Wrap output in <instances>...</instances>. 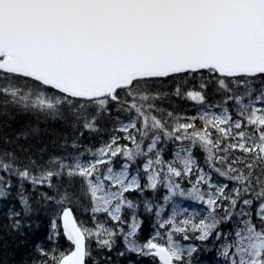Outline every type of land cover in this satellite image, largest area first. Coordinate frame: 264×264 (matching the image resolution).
<instances>
[{"label": "snow or ice", "instance_id": "6c2138e0", "mask_svg": "<svg viewBox=\"0 0 264 264\" xmlns=\"http://www.w3.org/2000/svg\"><path fill=\"white\" fill-rule=\"evenodd\" d=\"M10 109L73 130L43 163L0 148V201L15 188L20 205L5 227L49 218L50 246L29 264H110L117 239L121 257L194 264L200 248L175 238L189 232L221 264H264V0H0ZM85 132L107 138L82 145ZM177 196L200 213L178 220L188 209L173 204L165 217Z\"/></svg>", "mask_w": 264, "mask_h": 264}, {"label": "trees", "instance_id": "16d2710c", "mask_svg": "<svg viewBox=\"0 0 264 264\" xmlns=\"http://www.w3.org/2000/svg\"><path fill=\"white\" fill-rule=\"evenodd\" d=\"M209 99H212L211 95H209ZM173 100L182 108L187 109L189 114L195 113L192 102L183 101L175 97H173ZM26 130L34 131H30L27 139H17ZM72 138L73 130L67 126L64 120H54L42 114L31 111L23 112L16 109H10V115H0V148L14 151L20 157L32 156L39 163H43L49 156L60 154L64 150L61 146L65 140H68L70 145ZM106 138L107 133L89 134L85 132L84 136L80 137V143L87 146H97ZM5 139L11 142L5 143ZM68 151H72V149L68 147ZM197 155L199 156L200 154L197 153ZM12 191V199L0 201V264H29L31 259L36 256L34 248L38 243L43 244L45 247L50 246L47 240L49 218L43 209H39V214L33 215L29 219L31 227H24L19 232L7 229L5 227L8 224L6 213L9 205L15 207L16 210L20 208L19 203L15 199L16 189L13 188ZM159 195H162L161 191ZM34 207L38 208L39 206L34 205ZM144 220L145 223L140 234V239L142 240L152 230L153 217L144 216ZM188 235L190 236L188 241H184L182 236L179 235L175 238L183 243H193L200 248V251L194 254V264H221L215 250L211 248V241L202 244L195 238V233L189 232ZM61 244H65L63 239H61ZM92 247L95 249L94 242H92ZM123 250V243L117 239L116 248L112 253H108L111 256L110 264H142L145 262V257H137L135 253H126L123 257L118 256L117 252ZM93 254L94 256H100L103 253L94 251ZM146 262L149 261L147 260ZM149 263H152L151 260ZM101 264H105V262L101 261Z\"/></svg>", "mask_w": 264, "mask_h": 264}, {"label": "rangeland", "instance_id": "374dc122", "mask_svg": "<svg viewBox=\"0 0 264 264\" xmlns=\"http://www.w3.org/2000/svg\"><path fill=\"white\" fill-rule=\"evenodd\" d=\"M182 186L183 187H185V188H187V187H189V185H187V184H184V183H182ZM161 193H162V195L165 193V190H163V189H161ZM161 195V196H162ZM173 204H176V205H179L181 208H187L188 209V212L187 213H184L183 215H179L178 217H177V219L178 220H180V219H183L184 218V216H187L188 214H190L193 210H196L198 213H200V211H201V208H202V206L201 205H199L198 203H196V202H194V201H191V200H189V199H186V198H181V197H179V196H177V197H174L173 198V201H172V203H170L168 206H167V209H166V212H165V217L167 216V215H170L171 214V208H172V206H173ZM200 218H202V216L200 215V214H197L196 216H195V220L198 222V220L200 219ZM161 242H163V241H161ZM181 242V241H180ZM181 244L183 245V246H188V245H194L193 243H183V242H181ZM136 255V254H135ZM137 256V255H136ZM138 257V256H137ZM150 262V259L149 258H147V257H145V262H143L142 264H150L149 262H146L147 260ZM132 264V263H131ZM152 264V263H151Z\"/></svg>", "mask_w": 264, "mask_h": 264}]
</instances>
